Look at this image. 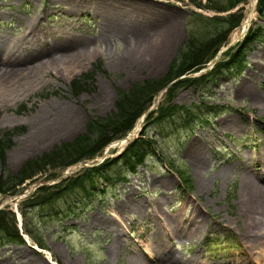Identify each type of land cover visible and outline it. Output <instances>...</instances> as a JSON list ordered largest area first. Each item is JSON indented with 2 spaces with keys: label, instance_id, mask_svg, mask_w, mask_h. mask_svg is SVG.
<instances>
[{
  "label": "rangeland",
  "instance_id": "374dc122",
  "mask_svg": "<svg viewBox=\"0 0 264 264\" xmlns=\"http://www.w3.org/2000/svg\"><path fill=\"white\" fill-rule=\"evenodd\" d=\"M258 4L259 0H244L216 11L189 0H0V38L15 41L32 22L41 31L36 36L28 34L23 45L33 48L34 55L54 50V42L68 35L71 42L79 36L89 38L80 56H64L49 64L24 89H0V141L8 143L4 160L0 157V181L8 180L29 160L86 133L90 119L115 113L120 90L162 78L191 35L208 38L224 25L222 18L228 13L243 6L245 15L220 46L223 52L177 80L199 77L226 58L225 51L232 53L243 38L237 34L246 19L248 29L262 27L260 39L245 51L247 67L241 74L222 71L207 79L185 81L172 93L168 86L174 82H170L154 96L127 141L113 140L94 157L76 163L48 166L15 193H0V209L14 213L24 239L21 243L9 240L0 231V264H133L140 260L164 264L155 258L153 247L169 249L179 258L195 254L203 264H264V247H248L240 202L244 173L264 174V106L238 94L245 85L264 98V57L259 55L264 49V17ZM98 6L138 10L151 20L134 29L126 22L128 31L117 34L95 11ZM171 103L190 108L191 116L180 110L152 123V119L146 121L151 112L157 115L161 106ZM226 116L234 122L224 128L221 121ZM193 117L197 118L186 122ZM140 135L156 143L155 150L145 149L149 154L137 172L125 171L123 159L109 168L115 175L125 171L127 180L107 181L89 170L106 157L121 155ZM194 140L206 156L200 169L186 154ZM75 178H82L83 186L70 187ZM167 180L169 184L162 183ZM57 188L54 197L40 200L39 195ZM262 197L264 201V191ZM159 199L163 202L156 204ZM124 200H141L145 207L124 210L120 207ZM193 208L200 210L199 224L187 219ZM177 217L188 226L187 237L162 228L164 224L173 228ZM102 218L118 223L109 226ZM118 235L111 253L110 245ZM251 249L254 253L249 255Z\"/></svg>",
  "mask_w": 264,
  "mask_h": 264
},
{
  "label": "trees",
  "instance_id": "16d2710c",
  "mask_svg": "<svg viewBox=\"0 0 264 264\" xmlns=\"http://www.w3.org/2000/svg\"><path fill=\"white\" fill-rule=\"evenodd\" d=\"M189 1L200 6L212 8L216 11H224L233 8L244 0H206L205 3L200 0ZM258 9L264 17V0H259ZM244 15V9L243 6H241L237 10L225 15L222 18L224 25H222L221 28L217 27L214 34L208 38L198 39L194 35H191L186 44L181 48L179 56L171 62L169 69L162 78L145 79L135 83L129 89L120 90L116 103L117 111L115 113L106 117H95L90 119L87 123L86 133L79 135L73 141L63 142L62 145L51 152L29 160L22 165L16 174L10 173L8 175V180L0 181V193H15L23 182L45 170L48 166H66L86 158L94 157L113 140L124 137L134 128L141 115L153 103L154 96L161 89L182 75L200 70L215 56L220 46L227 40L229 32L242 22ZM217 17L218 16H213L212 18ZM261 28L260 25L256 28H250L244 38L233 48L232 53L230 51H225L223 54L227 57L218 60L210 71L200 74L199 77L178 79L168 86V92L172 93L178 85L185 81L190 83L196 80L207 79L209 76L222 71L232 76L241 74L247 67L245 51L254 41L260 39L262 34ZM189 109L190 108H186L177 103L167 104L163 107L161 106L157 110V115L155 111L151 112L146 117V121L152 119V123L154 119L173 116V114L175 115V113L181 112L180 110L187 112V116H191ZM197 117L191 119L187 118L186 122L195 120ZM155 140L150 136L144 138L140 135L128 143L121 155L114 158L106 157L101 163L89 170L102 176V178L107 181H111L112 178L121 181L127 180V173L125 171L137 172L138 165L142 164L146 159V154H149V151L145 149L150 148V150H155V147L153 148L156 143ZM3 141H0V157L4 160V151L8 147V143L6 139ZM152 141L154 143H152ZM118 159H123L125 171H120L115 175L109 172V168L111 164ZM71 182L70 187L77 184L83 186L82 178H75V181ZM55 190L39 195L40 200L46 202L48 198L54 197L55 194H57L58 188ZM0 231H2L9 240L20 243L24 241L23 236L19 233L16 226L15 216L12 211L0 209ZM26 232L32 235L29 229H26Z\"/></svg>",
  "mask_w": 264,
  "mask_h": 264
},
{
  "label": "bare ground",
  "instance_id": "6f19581e",
  "mask_svg": "<svg viewBox=\"0 0 264 264\" xmlns=\"http://www.w3.org/2000/svg\"><path fill=\"white\" fill-rule=\"evenodd\" d=\"M253 6V5H252ZM97 9V10H96ZM95 11L102 14L103 21L106 26H111V30L114 33L123 32L122 30L128 29L125 26V23H130V28H135L138 25H143V22H148L151 20L146 13H143L138 10H133L130 8H101L96 7ZM253 11L250 13L252 15ZM249 19H246L238 29L237 38L241 36L249 26ZM124 22V23H123ZM24 33L15 41H9L4 38H0V89L3 87L7 89L12 88L14 91H19L20 89H24L26 84L31 83L33 80L39 77V74L44 71L45 67L49 64L55 63L57 60L62 59L64 56L72 58L76 56H80L82 50L85 45L88 44L89 38L79 36L80 39L72 41V37L68 35L62 39H58V41L54 42L53 48L54 50L46 49L45 53L40 51L41 53L33 54V48H27L23 43L27 42L28 34L32 36H36V32H40V28L37 31L34 24L29 22L26 24ZM28 30V32H26ZM131 30V29H130ZM26 32V33H25ZM39 34V33H37ZM123 34V33H122ZM168 35V33H166ZM70 41H69V40ZM61 40V41H60ZM68 40V44L67 41ZM60 45H55L61 43ZM140 44V42L138 43ZM164 46V43H161ZM161 46V48H163ZM36 50V48H34ZM55 54H53V52ZM259 55L264 57V49ZM52 52V53H51ZM149 54V53H148ZM153 55V54H152ZM151 56V54H149ZM19 57V58H18ZM124 58V56H122ZM126 58H124L125 60ZM123 59L120 60V62ZM262 71H264V62H262ZM3 91L4 88L2 89ZM238 94L243 98L247 96L251 102H254L256 105L264 106V98L263 96L251 88L250 86H241V89L238 91ZM234 119L232 117H223L221 121V125L224 128L231 126ZM122 141H127L122 139ZM195 140L191 142L189 148L186 150L187 156L192 160L193 165L196 168H201L205 163V153L203 150L197 146ZM196 147V149H195ZM221 172V170H220ZM256 176V175H255ZM249 171H246L242 176V184H241V205L242 211L245 213V227L244 236L250 243H248V247H264V201L262 197V193L264 191V174L263 172L258 174V177H255ZM163 184H169V180L162 182ZM163 199H159L156 204L162 203ZM154 203V205H156ZM120 207L122 209L129 208L137 211H141L143 207H145V202L141 200H124ZM125 210V209H124ZM122 219V216L119 215ZM192 218L193 221H197L199 224L201 220L200 210L199 208L191 211V214L188 220ZM176 219L177 224L172 228L170 225L164 224L163 229H165L168 233H174L178 237H187L188 226L183 225V220L180 218ZM120 221V219H118ZM100 221L109 226L117 225L118 221L113 218H102ZM187 221V220H185ZM173 230V231H171ZM119 234V233H118ZM120 236H117V239L112 241L110 245V252L113 253V244L119 242ZM156 251L155 258L159 262H163L164 264H203L202 261L195 254H191L186 258H179L175 253H172L169 249L166 251L164 248L153 247ZM261 252L264 255V250ZM254 250H249V255H252ZM248 256V254H247ZM133 264H153L146 260H140L134 262Z\"/></svg>",
  "mask_w": 264,
  "mask_h": 264
},
{
  "label": "water",
  "instance_id": "95a60500",
  "mask_svg": "<svg viewBox=\"0 0 264 264\" xmlns=\"http://www.w3.org/2000/svg\"><path fill=\"white\" fill-rule=\"evenodd\" d=\"M242 36H243V35H241V37H242ZM223 50H224V49H221L220 51H218V52L216 53L215 57L213 58V61L216 60V57L219 55V53L223 52ZM174 81H175V80H174ZM172 82H173V81H172ZM143 117H144V115H143ZM135 132H136V130L133 131V132H131V133H129V134L125 137V139H128V138L132 137L133 134H134ZM119 143H121V141H119Z\"/></svg>",
  "mask_w": 264,
  "mask_h": 264
}]
</instances>
